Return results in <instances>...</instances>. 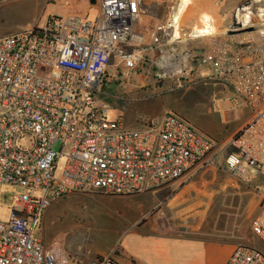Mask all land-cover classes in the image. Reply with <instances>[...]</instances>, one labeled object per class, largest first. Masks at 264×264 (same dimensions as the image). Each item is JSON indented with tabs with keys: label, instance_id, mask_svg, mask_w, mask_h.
I'll return each mask as SVG.
<instances>
[{
	"label": "built area",
	"instance_id": "2783aa9c",
	"mask_svg": "<svg viewBox=\"0 0 264 264\" xmlns=\"http://www.w3.org/2000/svg\"><path fill=\"white\" fill-rule=\"evenodd\" d=\"M97 2L95 22L70 14L0 37V186L25 190L13 201L19 215L0 222V264H71L59 244L46 245L38 235L56 201L96 192L137 195L214 166L216 143L177 115L138 129L108 119L111 105L98 99L108 72L131 78L145 62L162 80L161 69L170 71L177 87L200 72L202 82L229 87L234 103L251 110L226 146L239 154L230 153L225 165L261 200L251 224L260 243L238 245L226 264H264V0L237 7L234 25L223 31L215 11L202 13L187 37L173 10L149 39L136 32L144 0ZM205 21L217 31L195 33L207 28ZM194 40L203 45L192 47ZM134 42L140 46L130 48ZM91 264L119 263L111 254Z\"/></svg>",
	"mask_w": 264,
	"mask_h": 264
},
{
	"label": "rangeland",
	"instance_id": "374dc122",
	"mask_svg": "<svg viewBox=\"0 0 264 264\" xmlns=\"http://www.w3.org/2000/svg\"><path fill=\"white\" fill-rule=\"evenodd\" d=\"M248 2L250 0H195L182 16L183 36L187 37L197 24L200 15H193L198 7L210 6L216 14V25L223 31L234 25L233 11ZM177 3L178 0H144L142 9L145 13L136 32L149 39L153 27L168 24ZM99 13L97 0L95 4L90 0H0V37L45 26L48 21L69 14H80L95 22ZM190 43L192 47L203 45L202 40ZM139 46L134 42L130 48ZM161 70L167 73L164 80L158 78L157 70L147 62L140 74L131 78L114 76L109 71L105 87L98 95L99 100L111 105L108 119H121L126 127L138 129L140 124L161 122L167 115L174 114L210 137L216 143L212 155L216 157L214 166L193 173V187L187 194V203L197 204L209 217L218 208H242L251 236V224L261 211V200L250 187L235 181L225 165L230 153L239 154L226 146L249 120L251 110L244 104L234 103L229 87L202 82L200 72L177 87V78L170 71ZM61 146V141H57L54 148L58 151ZM64 165L65 160H62L59 173ZM173 182L132 197L96 192L63 198L47 210L38 235L46 245L59 244L70 257L71 264H91L111 254L118 259L119 243L136 223L162 209L169 214L174 212L166 203L183 185L180 188ZM24 192L19 186H0V222H8L13 213L19 215L13 201Z\"/></svg>",
	"mask_w": 264,
	"mask_h": 264
},
{
	"label": "crops",
	"instance_id": "0c3cea01",
	"mask_svg": "<svg viewBox=\"0 0 264 264\" xmlns=\"http://www.w3.org/2000/svg\"><path fill=\"white\" fill-rule=\"evenodd\" d=\"M209 7H198L193 16L214 12ZM192 177L193 173L173 182L183 186L166 203L172 214L165 209L149 213L124 234L119 264H226L238 245L259 243L252 232L250 236L242 208H218L209 217L197 204L187 203Z\"/></svg>",
	"mask_w": 264,
	"mask_h": 264
},
{
	"label": "bare ground",
	"instance_id": "6f19581e",
	"mask_svg": "<svg viewBox=\"0 0 264 264\" xmlns=\"http://www.w3.org/2000/svg\"><path fill=\"white\" fill-rule=\"evenodd\" d=\"M193 3V0H179L177 3L176 7L174 8V14H173V19L175 20V25L178 27V24L180 20L182 19L183 14L187 11L188 7ZM207 20H209L208 16H205ZM207 28H197L195 33H202V34H210L214 33L217 31L216 27L212 23H207L205 21ZM177 37L179 36V31L177 29L176 31Z\"/></svg>",
	"mask_w": 264,
	"mask_h": 264
},
{
	"label": "water",
	"instance_id": "95a60500",
	"mask_svg": "<svg viewBox=\"0 0 264 264\" xmlns=\"http://www.w3.org/2000/svg\"><path fill=\"white\" fill-rule=\"evenodd\" d=\"M91 2H92L93 4H95V3H96V0H92Z\"/></svg>",
	"mask_w": 264,
	"mask_h": 264
}]
</instances>
